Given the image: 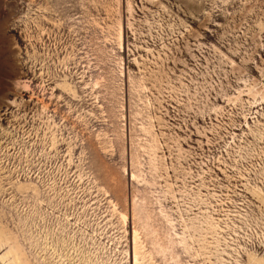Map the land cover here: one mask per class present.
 <instances>
[{
  "label": "rangeland",
  "instance_id": "1",
  "mask_svg": "<svg viewBox=\"0 0 264 264\" xmlns=\"http://www.w3.org/2000/svg\"><path fill=\"white\" fill-rule=\"evenodd\" d=\"M0 264H264V0H0Z\"/></svg>",
  "mask_w": 264,
  "mask_h": 264
}]
</instances>
